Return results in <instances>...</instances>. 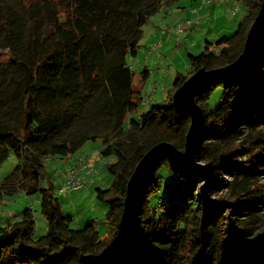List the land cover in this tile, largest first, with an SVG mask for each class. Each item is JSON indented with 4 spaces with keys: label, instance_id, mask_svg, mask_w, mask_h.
I'll return each instance as SVG.
<instances>
[{
    "label": "trees",
    "instance_id": "16d2710c",
    "mask_svg": "<svg viewBox=\"0 0 264 264\" xmlns=\"http://www.w3.org/2000/svg\"><path fill=\"white\" fill-rule=\"evenodd\" d=\"M180 1L0 0V51L7 55L0 58V166L10 153L18 160L0 195L38 196L47 225L39 235L35 214L25 209L0 227V264H86L84 257L100 256L117 235L139 161L160 143L184 150L191 119L177 112L173 94L199 69L238 58L262 0L244 1L247 14L234 34L214 43L222 47L219 55L188 54V74H178L167 102L137 122L150 78L144 69L134 80L138 37L150 19ZM218 87L220 102L210 110ZM196 103L205 116L198 161L212 163L217 176L210 197L225 192L234 210L201 199L199 174L175 175L167 199L152 207L161 189L159 169L170 171L163 162L141 192L133 238L111 264H264V52L252 71L210 85ZM88 142H100L102 158L111 159L104 165L111 186L95 189L108 206L105 237L93 221L78 227L52 189L42 187L44 177L52 185L48 160L71 158ZM241 209L245 220L238 218Z\"/></svg>",
    "mask_w": 264,
    "mask_h": 264
},
{
    "label": "rangeland",
    "instance_id": "374dc122",
    "mask_svg": "<svg viewBox=\"0 0 264 264\" xmlns=\"http://www.w3.org/2000/svg\"><path fill=\"white\" fill-rule=\"evenodd\" d=\"M213 1L214 2L211 6H204L203 9H210L214 7L213 9L216 8L220 9V11H223L224 13H220L219 15L218 24H225L228 26L225 31L226 36L231 37L237 29L238 23L243 20L247 14L248 8L245 5V0ZM180 3H186L185 5L193 4L194 6L199 4L200 6L201 0H183L180 1ZM234 6H238V13L236 15L231 14V8ZM173 11L175 12V9ZM161 14L164 16L159 21H157L156 17H154L150 19L149 22L144 26L143 33L138 37L139 54L137 58L131 61L132 71L135 75V83L138 82L144 69L149 71L150 77H152L151 82H147L142 90L143 100L140 110L134 115L137 122H142L143 116L147 115L152 108L158 107L162 103L165 104L167 102L169 90L173 87L178 74H188V71H186L190 66V62L187 57L188 53H191L193 56H198L201 54V51L190 48L192 41L184 40L179 44L178 40L181 39L182 33H177L175 31L174 28L176 27L177 23L173 26V31L177 33V36L175 37V32H169L170 30H167L171 35L173 33V39L167 42L163 41L162 43L161 40H163V35L161 33V29H157L159 26L172 24L173 22L171 21H173L174 16L171 17L169 14L165 15V13ZM187 19L189 18L183 19L181 22L186 21ZM161 48L168 51L165 54H168L169 59L159 57L161 56L159 54V50ZM203 52H205V49H203ZM220 52V50L217 51L215 49V51H212V54L219 55ZM0 58L7 61V55L1 51ZM222 93L223 90L221 88L218 87L214 89L208 101L210 110L217 108ZM100 151V142H88L80 150V152H84L89 156H92L91 166L93 168H100L98 174L85 178L84 181L86 186L83 190L75 192L70 190H67L66 192L62 191V188L65 184L63 172L66 166L62 160L54 159L48 160L46 164L47 172L51 176L52 185L50 184L48 177H44L42 178V187L52 189L54 196L62 203L65 214L71 216L77 226L79 225L81 228H84L89 224V220L93 219L95 227L98 230L100 236L105 237L109 227L105 220L104 209L107 210L108 206L95 199V189L98 187L101 189H108L113 182V177L108 174L106 167H102L104 159L102 158ZM96 162H98V165H96ZM17 164L18 160L16 155L14 153H10L8 159L0 166V183L14 173L17 168ZM158 173L161 178V189L159 193L151 199L152 207L156 206L159 198L167 199L168 186L175 181V175H173L166 166H162ZM218 179H220L219 176ZM89 186L92 188L89 192V196L91 197L88 198L87 202H84L81 197L84 196L83 193L87 194L88 191L86 188ZM211 198L215 200H226L233 202L225 196V192H215ZM89 199H91L92 202H90ZM25 209H32L33 213L35 214L37 233L39 235L45 234L46 229H44L42 224L44 218L41 215L38 196H25L21 193L12 197H3L0 195V227L6 226L7 222H14L15 216H19V214H21ZM229 210L230 208H228L227 211L229 212ZM245 214L246 211L241 209L239 211L238 218L245 220ZM234 218L235 217L231 215L228 222L234 221Z\"/></svg>",
    "mask_w": 264,
    "mask_h": 264
},
{
    "label": "water",
    "instance_id": "95a60500",
    "mask_svg": "<svg viewBox=\"0 0 264 264\" xmlns=\"http://www.w3.org/2000/svg\"><path fill=\"white\" fill-rule=\"evenodd\" d=\"M263 52L264 0H262L260 10L248 31L242 53L238 58L220 68L199 69L175 91L172 98L173 105L178 113H185L191 119L184 150H179L170 143H160L143 156L127 185L117 235L100 256L96 258L84 257L83 260L86 264H111L129 244L134 236L138 221L141 192L149 178L163 162H167L172 174L181 178L187 179L199 174L204 181L200 188V196L205 203L234 210L233 202L215 200L210 197L209 192L216 183L217 176L212 163L198 161L205 131V116L203 109L196 103V97L212 84L228 83L245 76L254 69Z\"/></svg>",
    "mask_w": 264,
    "mask_h": 264
},
{
    "label": "crops",
    "instance_id": "0c3cea01",
    "mask_svg": "<svg viewBox=\"0 0 264 264\" xmlns=\"http://www.w3.org/2000/svg\"><path fill=\"white\" fill-rule=\"evenodd\" d=\"M185 4L186 3H180L179 2L177 5L169 8V9L163 10L158 15L155 16L157 21H159L161 18H163L164 15H162L161 13H165V15L169 14L171 17L174 16L173 21H171V22H173L172 24L162 25V26H159V28L157 29V30L161 29V33L163 35L162 36L163 40H161V42L163 43V41L167 42V41H170L171 39H173V36H172L173 33H172V35L169 33V32H175V31H173V26L176 23L178 24L179 22H181L183 19L189 18L193 22L199 21V24H198V26L190 27L184 33H182L181 39L178 40L179 44L181 42H183L184 40L192 41L190 48L197 49V50L201 51L200 52L201 54H203L205 52L212 53V51H215V49L217 51H219V50L221 51L222 47H217L214 45V43L218 39L226 36L225 31H226V28H228V26H226L225 24H218L219 15H220V13L223 14L224 12L220 11V9H216V8L213 9L214 7L210 8V9L209 8L203 9V8H200L199 4H197L196 6H194L193 4H190V5H185ZM174 9H175V12L173 11ZM229 17H230V15H229ZM189 19H187V20H189ZM232 27H233V25H232ZM163 28H165V29H163ZM167 30H170V31L168 32ZM174 34L176 37L177 33L175 32ZM177 39H178V37H177ZM186 49H187V47H186ZM203 49H205V52H203ZM166 52H168V51L163 50L161 48L159 50V54L161 56H159V57H164L166 59H169L168 54H165ZM188 54L192 55L191 53H188ZM189 69H190V66L188 67V69L186 71H189ZM151 80H152V77H150V80L148 81V83L151 82ZM81 154L85 155L87 158V162L90 165H92L91 164L92 163V161H91L92 156H89L87 153H84V152H79L76 155H81ZM54 160H59V159H54ZM62 161L64 162L65 166H67L68 164L71 163L69 160L66 161L63 159ZM96 163H97L96 165H98V162H96ZM86 189L88 191L87 194L83 193L84 196L81 197V199L84 202H87L88 198L91 197V196H89V192L92 189L91 186L87 187ZM72 192H75V191H72ZM95 199H96V195H95ZM89 201L92 202L91 199H89ZM59 202H60V200H59ZM60 204L62 205L61 202H60ZM62 208H64L63 205H62ZM106 211L107 210L104 209V215L106 214ZM90 221H94V220L91 219V220H89V222ZM11 223H13V222H7L6 226L10 225ZM42 224L44 226V229H46V224H45L44 220L42 221ZM78 227L81 228V226H79V225H78ZM44 229H42V230H44Z\"/></svg>",
    "mask_w": 264,
    "mask_h": 264
},
{
    "label": "built area",
    "instance_id": "2783aa9c",
    "mask_svg": "<svg viewBox=\"0 0 264 264\" xmlns=\"http://www.w3.org/2000/svg\"><path fill=\"white\" fill-rule=\"evenodd\" d=\"M213 0H201L200 8L204 6H211L213 4ZM238 13V6H234L231 8V14L236 15ZM199 21L193 22L191 20L183 21L176 25L174 28L177 33H183L187 29L192 26H198ZM70 161L71 163L65 167L63 172V176L65 178V184L62 188V191L66 192L70 191H81L85 188V178L88 176H95L99 173V169L93 168L86 160V156L84 155H74L71 158L66 159V161ZM111 159H106L103 161L102 167L106 163H110Z\"/></svg>",
    "mask_w": 264,
    "mask_h": 264
}]
</instances>
